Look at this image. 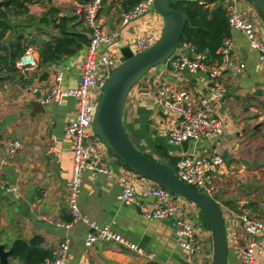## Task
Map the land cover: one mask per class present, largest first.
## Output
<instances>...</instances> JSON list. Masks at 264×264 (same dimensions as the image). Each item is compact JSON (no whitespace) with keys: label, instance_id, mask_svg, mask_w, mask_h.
<instances>
[{"label":"crops","instance_id":"obj_1","mask_svg":"<svg viewBox=\"0 0 264 264\" xmlns=\"http://www.w3.org/2000/svg\"><path fill=\"white\" fill-rule=\"evenodd\" d=\"M122 0H105L102 14L108 32L118 30V42L106 53L121 64L124 52L136 55L135 42L144 35L161 38L165 21L153 10L140 16L129 25H122ZM202 4L212 0H196ZM86 0L75 2L79 8ZM241 7L255 12L253 5L239 0ZM122 7V6H121ZM47 10V8L45 9ZM72 16H77L73 14ZM256 24L264 40V25L256 16ZM80 30V28H79ZM53 33H51L52 35ZM54 32L52 36H57ZM40 41L50 35L36 33ZM232 55L246 66L243 76H226L224 84L227 97L218 104L217 112L224 124L223 136L213 143H192V151L217 153L225 159V165L217 178L212 197L224 211L228 244L229 264H236L237 244L251 239L243 226L236 220L243 209L264 220V183L259 173L264 165H255L264 159L258 151L249 149L258 135H247L241 116L250 113L252 99L264 98V62L261 54L252 49L246 37L240 32L232 33ZM86 48L75 56L65 58L57 66L64 72L63 88H77L81 78V65L85 60ZM48 74L44 78V75ZM52 78L50 67L31 75L36 85L45 86ZM161 80L207 95L209 81L201 73H177L165 66L151 71L129 94L124 115V127L135 147L140 151L158 157V149L165 148L172 156L183 154L182 147H171L158 135V131H178L180 119L169 113L159 102L156 87ZM77 100L69 98L61 107H46L34 101L30 94H24L23 85L15 82H0V182L22 187L20 196L0 191V244L13 250L17 240L30 243L35 238L42 240L41 249L53 252L62 242L69 241L70 251L64 264H212L213 242L210 227L193 204L189 205L192 219L197 223L202 239L200 253L189 258L184 251L175 230L168 221L148 220L141 206L153 202L147 191L155 183L134 173L125 163L109 153L112 175L86 173L83 177L79 205L84 217L101 226L111 225L114 231L133 244L138 245L154 259L139 256L119 244L99 241L86 246L89 228L83 223L65 229L71 221L69 195L73 176V143L65 137L66 127L75 121ZM264 138V137H263ZM19 140L22 148L16 157L8 159V142ZM126 186H133L137 203L127 205L120 201ZM227 214V216H226ZM264 246V235L259 238ZM10 264H23L15 257ZM264 264V255L261 257Z\"/></svg>","mask_w":264,"mask_h":264},{"label":"built area","instance_id":"obj_2","mask_svg":"<svg viewBox=\"0 0 264 264\" xmlns=\"http://www.w3.org/2000/svg\"><path fill=\"white\" fill-rule=\"evenodd\" d=\"M232 2H235L234 6H231ZM113 3L117 6L118 1ZM224 3L229 13L231 34L235 31L242 33L250 47L261 54L264 62V40L256 24L255 19L258 16L256 11L241 7L239 0H224ZM153 5L154 0H146L130 11H124L118 3L119 9H122V25H129L153 10ZM104 6L105 0H86L77 12V15L83 17L90 39L86 47L85 60L81 65L82 78L77 88L67 90L63 88L65 75L57 65L50 66L52 78L47 85H36L32 82L31 75L38 71L40 64L38 50L33 45L27 46L25 54L17 63V68L28 81L23 86L24 94L32 95L36 103L46 107H56L63 105L69 98L77 100L76 119L65 130V137L73 143V176L69 195L72 219L63 227L71 229L75 224L83 223L89 228L87 247L104 241L119 244L139 256L152 260L154 259L152 254L116 233L111 225L101 227L84 217L79 205L83 177L86 173L112 175L110 151L94 135L92 129L98 98L103 93L113 71L118 67L115 59L106 53V48L118 42L120 32L107 31L102 17ZM157 42V39L151 35L138 38L135 42L137 54L151 49ZM231 51L230 38L224 42L219 52L222 57L221 63L209 65L206 55L197 53L188 43H180L169 60L170 70L177 73L206 75L209 81V93L207 95L196 93L166 80H161L156 87L160 104L180 119L178 131L162 129L158 131L159 137L166 140L171 147H181L182 143L190 141L188 152L178 157L175 174L187 185L208 196L217 185V178L225 165V159L222 155L209 151L205 153L192 151L191 144L213 143L224 134V124L217 112L218 104L227 97L224 78L229 75L240 77L246 71L245 64L235 59ZM164 66L168 68L167 64ZM7 147V157L12 160L22 148V143L19 140H10ZM0 191L8 195L20 196L22 187L19 183L0 182ZM147 197L153 202L140 205L144 217L150 221H168L182 239L180 245L189 258L197 257L201 250L202 239L198 233L197 223L192 219L189 211L190 203L156 184L147 191ZM120 201L127 205L138 204L135 188L126 186L120 195ZM235 217L243 226L246 235L251 237L250 240L236 245L235 251L239 259L236 264H263L261 257L264 255V246L259 238L264 235V220L249 209H243ZM69 251V241L65 240L52 252V257L41 264H64Z\"/></svg>","mask_w":264,"mask_h":264},{"label":"trees","instance_id":"obj_3","mask_svg":"<svg viewBox=\"0 0 264 264\" xmlns=\"http://www.w3.org/2000/svg\"><path fill=\"white\" fill-rule=\"evenodd\" d=\"M144 1L146 0H122L121 6L124 11H130ZM52 2L53 0H48L49 5ZM31 3L32 0H0L1 83L17 80L23 86L28 83L17 68V63L25 54L28 45H33L38 50V71L60 64L65 58L75 56L89 45V30L81 15L67 16L50 6L37 18L30 16ZM171 8L180 12L185 20L180 43H188L197 53L206 55L209 65L220 64L222 57L219 52L224 42L232 37L229 13L224 0H212L204 4L196 0H173ZM22 17H29V21L36 24L37 31L34 32L50 35V38L40 41L31 31L32 24L13 23V19ZM50 31L57 32L58 35L52 36ZM262 105L264 107V102ZM146 155L176 172L179 158L172 156L167 149L159 148L157 158ZM202 215L210 227L204 213ZM41 243L40 238H35L30 243L17 240L13 244V257L23 264H41L52 257L51 252L40 248Z\"/></svg>","mask_w":264,"mask_h":264},{"label":"water","instance_id":"obj_4","mask_svg":"<svg viewBox=\"0 0 264 264\" xmlns=\"http://www.w3.org/2000/svg\"><path fill=\"white\" fill-rule=\"evenodd\" d=\"M172 1L154 0L153 11L165 21L163 34L151 49L143 53L134 55L124 52L121 64L115 68L98 98L92 129L102 144L134 173L171 191L204 213L212 233V264H229L228 233L222 206L180 180L167 166L137 149L124 127L123 115L131 91L159 66L167 64L171 69L169 60L176 52L185 30L184 17L171 8ZM242 1L253 5L264 25V0ZM234 5L235 2H232L231 6ZM47 76L44 75V78ZM181 147L183 153H187L190 141L182 143ZM12 256L13 250H7L5 245L0 244V264H10Z\"/></svg>","mask_w":264,"mask_h":264},{"label":"rangeland","instance_id":"obj_5","mask_svg":"<svg viewBox=\"0 0 264 264\" xmlns=\"http://www.w3.org/2000/svg\"><path fill=\"white\" fill-rule=\"evenodd\" d=\"M75 2H80V0H53L52 5H49L48 0H32V3L30 4V9H31L30 16L37 17V18L41 17L48 10L50 6H53L59 9V11L64 15L72 16L73 14H77V12L81 9L76 5ZM46 8L47 10H45ZM28 18L29 17L13 19V23L14 24L22 23L24 25L25 24L30 25L32 23L29 21ZM32 25H33L32 26L33 29H31V31L33 32L34 35H36V32L34 31L37 29V26L35 23H33ZM50 33L54 34V31H50ZM161 66H164V65H161ZM263 102H264V98L252 99V102L248 106L249 107L248 109L251 110L250 113L241 116V119L248 118V117L250 118L249 120L244 121L245 125L243 126V128L246 129V134L248 136L254 135V133L258 132L257 133L258 138H255L253 143L248 146L249 149H253L256 151L259 150L260 147H264V138H263L264 137V107L262 105ZM57 107H61V106H57ZM258 154L262 158H264V151L259 150ZM255 162H256L255 165L257 164L264 165V159H262L260 162L255 159ZM260 176H261V182L264 183V171L263 170L260 171L259 177ZM101 227H104V226H101Z\"/></svg>","mask_w":264,"mask_h":264}]
</instances>
